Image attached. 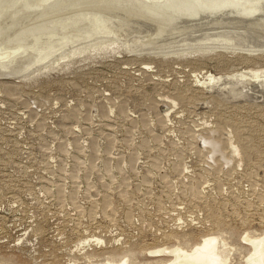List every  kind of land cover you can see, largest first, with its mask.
Segmentation results:
<instances>
[{
  "label": "rangeland",
  "instance_id": "rangeland-1",
  "mask_svg": "<svg viewBox=\"0 0 264 264\" xmlns=\"http://www.w3.org/2000/svg\"><path fill=\"white\" fill-rule=\"evenodd\" d=\"M3 1L0 5H6L8 11L14 7L10 14L0 6V24L5 26L13 21L11 18L18 17L16 13L33 14L46 2L32 0L36 3L30 1L34 4L31 6L29 0ZM15 2L22 4L8 6ZM54 26L56 31L51 27V33L49 28L32 31L39 32L37 38L45 40L44 46L29 37L26 39L31 43L26 41L23 47L30 49V45L38 43L32 55L36 50L39 53L48 44L47 39H58L64 33L60 28L66 25ZM102 46L67 58L58 56L54 66L20 79L23 85L12 96L2 93L0 87V264H109L113 254L120 259L132 247L137 264H154L172 259L166 249L176 248L179 237L185 234L188 248L202 243L206 235L220 234L223 249L231 254L228 264H253L248 262L252 247L245 239L247 235L264 233V158H251L255 163L252 169L235 162L225 166L222 158H214L225 167L220 173L213 164L215 169L209 172V165L203 162L207 159L198 158L197 147L189 145L188 136L215 124L224 128L232 118L243 129L242 138L264 155V111L253 107L217 114L211 110L213 107L197 109L202 99L173 105L172 96L176 95L175 82L199 87V93L204 87L195 76L202 74V81L206 72L224 75L264 66V58L257 57L259 53L254 50L223 49L221 59L226 65L215 59L217 54L212 51L186 56L160 54L156 57L163 60V67L145 76L139 71L147 67L143 57L126 61L128 51L119 49V45L109 42ZM233 52L236 56L246 55L251 63L239 62ZM1 80L19 79L9 76ZM156 101L161 102L158 114L151 108ZM168 108L171 113L167 120L172 125L165 128L158 122ZM77 111V119L63 120L67 112ZM106 111L110 119L104 117ZM125 114L129 118L126 121ZM148 127L155 130L154 137L147 132ZM70 128L75 134L68 133ZM112 138L116 145L108 152ZM76 143L84 146V153L78 151L80 147L76 149ZM94 143L99 146L98 158L92 157ZM63 144L71 151L68 158L60 153ZM134 154L138 155L137 172L125 163L121 174V157L130 159ZM180 161L181 172L175 170ZM157 162L158 168L154 167ZM108 163L112 165L110 173L106 171ZM62 168L67 171L63 173ZM77 170L79 179L75 180ZM191 184L205 194L198 204L189 193ZM123 188L128 191L126 198ZM213 212L221 214L218 227L214 226ZM210 227L214 229L208 230Z\"/></svg>",
  "mask_w": 264,
  "mask_h": 264
},
{
  "label": "bare ground",
  "instance_id": "bare-ground-1",
  "mask_svg": "<svg viewBox=\"0 0 264 264\" xmlns=\"http://www.w3.org/2000/svg\"><path fill=\"white\" fill-rule=\"evenodd\" d=\"M8 1L7 3L9 4ZM24 1L26 2V0ZM30 1L32 3L35 2L29 0V4ZM17 2H19V0ZM10 4L12 3L10 2ZM13 4L14 5L8 6L13 7L16 6L15 4H19L20 6L22 3L15 2ZM39 4H37V6ZM30 5L32 6L34 4ZM3 6H5V10L6 5ZM3 6L0 7V9H3ZM40 6L41 9L39 11L34 9L36 12H33V14L31 13L33 10H29L31 14H28L27 16L21 14L23 15L21 21L19 19L20 14L18 15V13H16L18 17H15V19H17L15 20L14 18H11L12 16H9L8 21H11V19L15 21H9L10 23H7V26L4 25L5 23L1 25L2 22H0V78L10 76L13 80L19 79L15 81H0V87L2 88L1 92L6 95L12 96L15 91L20 89V86L23 85H20V79L29 77L31 74L34 75V73L40 72L42 69L50 68V66L53 65L52 63L57 60L55 58L58 56L62 55V58H67L78 52H85V50H90L92 48L98 49V47L102 45L106 46L109 42L119 45L118 48L123 49L124 52L128 51L124 58L126 61H136L139 57H143L147 60V67L139 68L140 73L145 76H150L151 73H154L163 67V60L156 57L160 54H176V56H186L187 54L190 55L193 53L196 55V53H199L200 51L207 53L212 51V54H217L215 59L222 64L225 63V60L221 59L224 58L221 50L241 49L244 51H257L259 53L257 57L264 58V0H46V2ZM13 8L11 12L7 9L6 10L11 14L13 12ZM23 9L24 8H22V10ZM25 11L22 12L25 13ZM7 15L5 17H7ZM5 17L3 18L2 16V19L4 20ZM6 20L5 22H7ZM55 24L66 25L62 28H60V25V27L57 28H60V32L64 33L62 36L58 35L60 37L58 39L57 37L56 39H47L49 42L48 44L45 43V47H43L44 45L42 42L44 43L45 40L41 42L38 39L39 37L37 38V36L40 35L38 33L43 29L45 30V28H49V31L51 27L52 29L54 27L56 28V26H54ZM64 28H68V30L66 31ZM32 31L39 32L33 33ZM47 31L48 30H46V32ZM30 32H32V34ZM53 34L56 35L58 32ZM32 35L36 36L37 39ZM46 36L49 35L46 34ZM53 36L50 34L49 37ZM29 37H31L32 41L35 40L34 42L39 40L41 42L39 43L43 45L42 47L40 46L42 49L40 48L41 50L39 53V50L35 49V57L32 55V51L38 46V43L34 44L35 47L33 44L32 46L30 45L31 50L28 49L29 46H26L27 48L23 47V45L27 44L23 43H25ZM41 37L44 38V36ZM51 39L53 42L50 41ZM41 40L43 39L41 38ZM5 42L6 44L4 45ZM29 42L31 43V41ZM235 53L234 56L239 62L243 61L242 63L246 64L251 63L252 59H249L246 55L239 54L236 56ZM30 54L33 57L30 56ZM27 73H29V75ZM200 76H195L204 87L203 89H200L201 91L199 93V87L194 89L189 84V86L185 85L184 82V85H179L181 83L179 81L174 83L176 95L172 96L173 105L179 104L182 101H191L192 99L199 98L202 99L203 102L197 109H207L208 107H213L211 110L214 111L213 113L216 112L217 114L218 112L222 114L223 111L230 109H234L236 111L240 109L250 110L253 109V107L260 108L264 111L263 65L258 67L250 66L242 71H236L224 75H214L206 72L201 79L202 81L199 79L201 78ZM157 83L156 85H158ZM160 85L161 84H159V86ZM244 101L249 102L247 104L243 103L242 105L241 103ZM160 105L161 102L156 101V103H152L151 108L158 114ZM102 106L104 107V105ZM169 107L174 108V106ZM122 110L125 109L121 108V111ZM117 111L120 113L119 108ZM78 113V111L75 113L67 112L66 115L63 116V120L77 119L80 116ZM169 113H171L170 109L167 111L165 116L161 117L158 122L159 125L161 124L165 128L172 125L171 122V125L168 124L167 118H169ZM120 114L122 115V113ZM91 117L92 109L88 114V121L91 120ZM104 117L110 119V113L106 111ZM123 119L124 121L128 120V115H123ZM132 122L136 123L137 120L132 118ZM176 124L174 126H176ZM227 127L231 130L226 131L225 128ZM148 128L147 132L151 134V137H154L153 135L155 134V130L152 127ZM222 129L225 133L221 131ZM68 133L75 134L72 128L68 129ZM242 133L243 129L236 125L235 120L231 118L228 123H225L224 128L220 124H215L214 127L205 128L202 131L200 130V133L198 134H190V136H188L190 138L189 145L197 147L198 158H205L213 161H203L209 165H207L208 167L206 168L209 172L214 171L215 167L213 164H217L218 168H216V170L221 173L225 166L234 162L237 166H245L248 169H252L255 163H253L251 158H264V155L260 150L256 149L255 146L251 147V145L242 138ZM157 138L158 137L155 139ZM109 142L108 152L115 147L116 139L112 138ZM130 142L128 141V143ZM199 144H203L204 147L200 148L198 146ZM76 145V149L77 147H80L78 148L79 152H85V148L82 144L76 143ZM47 150L49 152L50 148L48 147ZM60 151L64 158H68L71 155V151L67 147V144H63ZM75 153L78 154L76 151ZM99 153V146L96 143L93 146L92 157L98 158ZM183 155L184 153L180 156L181 159L183 158ZM75 158H77V156H75ZM121 158H123L121 159V164L119 165V171L121 174L125 172V169L123 168L125 163L130 165L132 172H137V154L132 155L130 159H126L124 156ZM214 158H222L225 166L219 164L217 161L218 159ZM256 161L259 162L258 160ZM46 163L48 166L50 165L49 162ZM158 164L159 163L157 162L154 167L158 168ZM106 165L108 166L106 171L110 173L112 165L111 163ZM181 165V161L180 163L177 162L175 164V170H179L181 172ZM93 167L94 166H91L90 168ZM61 170L63 173L67 171L64 168ZM79 173L80 172L77 170L73 176L75 180L79 179ZM257 174L255 173V176ZM101 176L103 177L104 174ZM125 186L127 189L128 184ZM189 193L192 196L191 198L197 201V204L202 201L203 198L205 199L203 191L198 187H193L192 184L189 186ZM127 194L128 191L125 190V198ZM205 202L207 203V201ZM206 207L208 211L211 210L209 208L210 206ZM218 210L219 209L217 208L216 211ZM213 214H215L212 215L213 223H215L214 226L218 227L222 221L220 216L221 214L219 215L215 212H213ZM212 229H214V227L208 228V230ZM219 235H206L204 236V241L202 243L200 242V244L188 248L186 247L188 244V240H186L187 234L182 236L180 234L181 237H179L180 243L178 246L174 249H166L167 252L172 255V259L169 261L162 260L154 264H228V262L231 261L229 257L231 254L228 255L226 253L227 251L225 252L223 249V245L225 243L222 242ZM172 236L174 235L172 234L171 237ZM245 240L248 244H250L249 247H252L249 250L250 256L248 262L253 264H264V233L259 236L247 235ZM100 241H102V239H99V242ZM226 250L229 251V249ZM135 254L136 250L133 247L126 251V254L120 259H116L115 254H113V258L110 260L111 262H109V264H137Z\"/></svg>",
  "mask_w": 264,
  "mask_h": 264
}]
</instances>
